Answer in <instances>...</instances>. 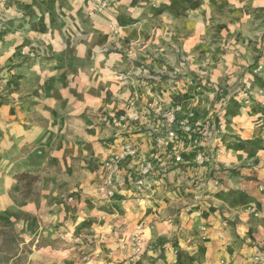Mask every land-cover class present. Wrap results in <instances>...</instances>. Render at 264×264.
<instances>
[{"label":"crops","instance_id":"1","mask_svg":"<svg viewBox=\"0 0 264 264\" xmlns=\"http://www.w3.org/2000/svg\"><path fill=\"white\" fill-rule=\"evenodd\" d=\"M110 1L90 15L92 0H0V222L26 243L47 239L29 264H256L264 57L256 76L209 63L197 78L201 63L182 64L179 43L165 47L157 24L166 16L144 19L159 0ZM124 110L139 119L118 128L102 120ZM169 114L191 130L164 147ZM127 141L137 153L103 199L104 163ZM215 176L220 184L206 186ZM136 232L134 256L122 245Z\"/></svg>","mask_w":264,"mask_h":264},{"label":"rangeland","instance_id":"2","mask_svg":"<svg viewBox=\"0 0 264 264\" xmlns=\"http://www.w3.org/2000/svg\"><path fill=\"white\" fill-rule=\"evenodd\" d=\"M164 1L168 0H159L161 3L156 8L152 6L153 10L145 11L144 19L153 20L156 11L166 16L163 27L158 23L157 28L164 31L165 47L179 43V50L175 52L182 64L192 60L201 63L194 71L209 63L212 67L216 63L224 64L226 68L237 64L238 68H247L243 73L248 75L260 73L258 65H263L260 58L264 57V0H196L191 5L184 0H169V4L163 5ZM187 42L191 51L186 52ZM224 93L219 86L217 94ZM44 239L31 240L22 247L31 248L33 254L47 242Z\"/></svg>","mask_w":264,"mask_h":264},{"label":"built area","instance_id":"3","mask_svg":"<svg viewBox=\"0 0 264 264\" xmlns=\"http://www.w3.org/2000/svg\"><path fill=\"white\" fill-rule=\"evenodd\" d=\"M110 4V0H92V7L90 8L89 14H95L97 12H101L102 10H105L108 8ZM116 32V30H115ZM258 70H261V67L258 68ZM167 122H168V129L164 136L158 137V143L161 146H168L172 140L176 139L178 136V131H190V126L185 122L181 121L176 123V120L172 115H167ZM139 119L138 112L135 110H124L123 112L116 113L114 115H104L102 117V120L104 122L112 121L113 125L115 127H122L123 124L129 123L132 121H137ZM137 150L136 147L131 142H124L121 143L117 149L113 152V155L104 163V166L108 169V174L103 178V181L99 185V192L103 199H113L115 196V190L113 188V181L115 177V173L118 171V169L121 166V163L124 160H127L130 157H133L136 155ZM183 157L178 156L177 161H182ZM209 159H206V157L202 155H198L197 161L199 163H204V161H207ZM151 171V167L149 164L147 165H141L139 175L140 177L137 178L136 184L140 187H143L147 184V177ZM220 184V178L219 176H215L213 178H210L205 181V185L208 187L217 186ZM67 200L72 201L73 197L70 196L67 198ZM141 227H138L137 230H140ZM203 231H206L205 227H202ZM141 237L138 235V232L134 233L130 237V242L122 245V248H126L127 246L132 249L133 255L136 256L141 252ZM175 253H178V249H175ZM253 261L256 264H264V254L261 252H257L253 256Z\"/></svg>","mask_w":264,"mask_h":264},{"label":"trees","instance_id":"4","mask_svg":"<svg viewBox=\"0 0 264 264\" xmlns=\"http://www.w3.org/2000/svg\"><path fill=\"white\" fill-rule=\"evenodd\" d=\"M22 177L29 176L24 174ZM32 179L36 180L37 177ZM25 243V238L18 233L13 224L0 222V264H29L32 249L25 250L22 247Z\"/></svg>","mask_w":264,"mask_h":264}]
</instances>
